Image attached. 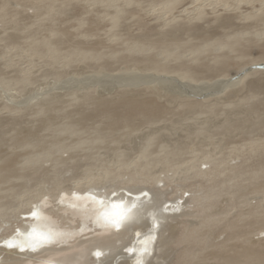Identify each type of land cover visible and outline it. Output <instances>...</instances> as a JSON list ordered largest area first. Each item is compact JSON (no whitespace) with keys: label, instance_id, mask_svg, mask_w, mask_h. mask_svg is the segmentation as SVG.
Wrapping results in <instances>:
<instances>
[{"label":"bare ground","instance_id":"obj_1","mask_svg":"<svg viewBox=\"0 0 264 264\" xmlns=\"http://www.w3.org/2000/svg\"><path fill=\"white\" fill-rule=\"evenodd\" d=\"M57 1L31 0L33 7L42 13L34 28H25L23 48L15 40L19 36H9L12 42L0 54L1 58L11 60L17 55L27 65L18 68L10 80L1 79L0 85L6 90L23 92L34 82L32 72L39 64L47 66L49 72L53 70L55 80H64L65 70L73 64L105 68L109 60L123 62L128 57L159 64L154 56L162 54L161 71L166 75L173 73L168 74L171 77L183 78L186 74L169 72L164 63L174 62V69L179 72L189 64H197L194 74L205 70L216 72L217 69L208 67L204 61L207 57L214 55V63L222 64L228 58L246 57L261 40L264 45V0H189V7L182 6L184 0H147L150 6L145 14L157 22L158 37L154 39L143 34L129 42L121 40L119 30L125 26V21L136 16L139 17L135 20L140 21L142 17L137 14L143 8L139 0H66L59 7ZM74 1L87 3L103 19L107 18L103 29L109 43L106 52L84 47L90 36L88 28L79 31L85 25L84 18L78 19L76 24L82 41L70 44L68 49L62 48L64 35L54 26H50L43 37L36 35L43 21L52 22L55 15L63 14ZM7 5V0L0 4V25L12 24L17 29L16 11L10 13ZM241 6H246L247 14L239 11ZM209 13L214 15L215 31L225 32L236 20L239 25L247 20V24H242L244 26L239 30L233 25L234 29L230 31L234 32H222V35L213 32L214 35L206 36V32L198 27L202 29L204 24L208 27ZM222 13L226 16L221 17ZM179 30L189 34V39L194 32L192 39H199V42L187 45L189 40L184 41L186 35L183 38ZM117 44L121 45L118 49L115 48ZM263 45L259 47L262 55L252 58L251 62H264ZM150 51L155 55H147ZM10 54L14 56L10 58ZM248 76L250 72L239 78L244 81ZM227 83L231 86L236 80ZM248 83L252 88H262L264 77ZM89 90L82 93L71 90L66 94L69 107L79 104V95L84 101L94 102L95 115L105 122L104 127H95L93 135L87 138L79 136V132L84 133L86 129L77 126L73 120L63 124L52 121L55 116L53 105L60 100L53 95H42L27 105L23 100L3 105L11 121H19L26 116L25 111L31 110L29 119L45 124L42 127L48 136L42 138L32 130L25 138L19 133L14 134L13 139L17 136L12 146L19 149L16 155L0 156V230L10 218L16 217L19 222L11 232L0 237V253H8L10 257L7 258L12 261L7 264H161L173 243L180 245L181 253L172 264H195L196 260H204L206 248L212 250L208 255L220 264H264V250L254 247L253 242L252 245L246 243L250 233L258 240L264 239V136L249 138L248 142L233 147L226 156L220 155L228 133L238 130L241 135H250L263 126L264 115L258 109L264 107V99L256 98L253 92L235 104H224L222 110L239 108V112L235 123L225 121L218 126L220 131L216 132L220 137L217 142L207 131L209 127L200 126L194 133L186 135L188 147L177 142L169 149L164 142L157 141L155 134H148L133 153L115 146L105 151L108 156H103L99 153L100 145L108 140L107 144L117 142L115 133L119 127H129L136 115L149 123L150 118L162 114L164 106L138 94L124 96L123 91L111 99L95 98ZM183 99L186 101L181 103L191 109L200 108V113L212 112L217 104ZM210 104L212 106L205 107ZM17 129V126H11L10 131ZM195 139H202L207 146L212 145V149L198 148ZM185 154L187 156L183 157ZM257 154L260 159L252 166L250 162L255 161ZM238 158L241 161L236 165L228 162ZM202 164L207 166L202 168ZM75 166L79 169L74 170ZM186 180L192 181L191 184L182 186ZM172 184L176 187L168 193L171 198H165L164 193ZM113 203H121V210L127 213V219L119 228L97 222L103 212L112 210ZM33 211L37 213L36 217L31 215ZM63 214L68 222L76 220L75 224L61 222L60 215ZM183 217H190V225L175 233L168 223ZM244 226L250 229L243 230ZM215 233L218 236L224 234V238L215 243L212 241ZM37 234H52L53 239L41 241ZM124 239L126 242L122 241ZM234 240L246 244L228 248V242ZM8 242L13 246L9 247ZM160 246L165 248L164 254L159 250ZM2 262L0 264H6Z\"/></svg>","mask_w":264,"mask_h":264},{"label":"rangeland","instance_id":"obj_2","mask_svg":"<svg viewBox=\"0 0 264 264\" xmlns=\"http://www.w3.org/2000/svg\"><path fill=\"white\" fill-rule=\"evenodd\" d=\"M2 1L4 0H0V4ZM63 2L65 3L66 0H58L56 2V6L59 7ZM139 2L142 3L143 12L139 11L137 15H140V17L142 18H140V21L139 19L135 20L139 17L136 16L131 20L125 21V24L123 23V25L125 26H122L123 28L121 27L119 30V34H121L120 37H122V41L126 40L129 42L136 38H140L143 34L152 36L154 39L158 37L157 22L151 20L152 16H146L145 14V10H148L150 6L147 5L148 1L139 0ZM188 2L189 0H184L182 2V6L189 7ZM7 4V9L10 13H12L13 10L16 11L18 25L17 29H15L12 24L0 25V54L3 51L7 50L8 45L11 44L12 38L8 39L10 35L13 36L14 34H16L17 36H19V38H16L15 40L18 42L19 46L23 48V46L25 45V38L23 37L25 35V28L27 29L28 27L29 30L34 28V25L36 24V22H38L42 13L41 11L39 12L33 7V5L31 4V0H7ZM88 10L89 12H86ZM239 11L247 14L246 6H241ZM210 14L211 13H209L206 19L208 21L211 20L208 23V27L206 26L207 24H204L203 27H201L202 29L198 27L199 30H203L204 33L206 32V36H209L210 34L214 35L213 32L221 35L225 32H234V30L230 31L233 25L236 26L235 30H239L242 28L241 26L247 24V20L244 23L243 21H241L244 25H239L238 20L235 21L236 23L238 22V25L233 21L234 24L231 25V28H226L225 32L224 30L218 28L220 29V31L222 30V32H224L222 33L214 30L216 29V22L213 23L214 15L211 14L213 16H210ZM222 16H226V14L222 13L221 17ZM80 18H84L86 20L85 25L79 31L84 32L85 29L88 28L89 31L86 30V33L87 31L90 33V36L88 37L86 42H84V47H92L96 51L106 52L109 46V43L106 40L107 34H104V27L107 24V18L103 19L102 16L95 12L92 7L88 6L85 2L74 1L68 5L67 9L64 11L63 14L55 15V19L52 20V22L43 21L39 31H37V33H40H36V35L43 37L47 34V30L50 28V26H54L64 35V42L62 44V48L68 49L69 46L75 44L76 42L78 43L79 41H82V38L80 37L81 34L76 29L77 20ZM210 27L212 28V31ZM232 29H234V27ZM192 34L193 35H191L189 39L187 38L189 34L182 32V30H179V35H186V38L183 36V38H185L184 41L186 39L189 40L187 45H191L192 43L197 44V42H199V39H192V37L194 36V32H192ZM260 45H263V40L254 45L252 47V51H250V53L248 51L246 57L242 59L234 58V60L228 58L225 63L222 64L214 63V61L212 60V57L214 55L207 57L204 61L207 62V64L209 65L208 67L212 68L213 70L217 69L216 72L205 70V72H198V74H194V68L198 67L197 64H189L190 66H188L187 68H183V70H180L179 72L178 69H174L176 67L174 62L164 63L165 69L169 72L177 71V74H182V76H184L183 74H186L183 78H178L175 76L171 77V75L168 74L173 73H167L166 75L163 71H161L163 69V67H161V64H163V55H155L153 51H150V53H148L147 55H155L154 57L157 61H159V64L146 61L139 62L136 61L137 57H128L127 59H124L123 62H120L118 60H109L105 68H99L98 65L87 67L83 64H73V66L65 70L66 78L64 80H55L53 76V70L49 72L47 70V66H42L39 64V67L34 68L32 72L33 74L31 77L34 82L32 81L33 83H31L28 87L24 88L23 92L20 93V91L17 89L12 91L6 90L3 85H0V156L2 158L8 154L10 155L11 153L14 154L11 156L16 155L19 149H15L12 146L13 140H16L17 136L16 135L15 139H13L11 136H14V134L19 133L20 135H22V138H25L27 132L32 130L34 134H39L40 137L45 139L48 138V136L45 135V132L43 131L42 127L45 124L41 123L40 121H33L32 119H29L28 116H30L31 112V110L29 109H27L29 111L24 112V115L27 116H24V119L21 118L19 121L9 120V114L6 110L3 109V105L6 103L12 105L14 103L16 104L17 100H23V103L27 105L31 102L34 103L39 98L43 97L42 95L45 96L46 94H50V96L53 95L57 98H60L59 102L53 105V108L55 109L53 115L55 116L52 121L54 123L63 124L68 122L69 120H73L77 124V126L84 130L86 129L84 133L79 132V136L86 138L93 135L92 131L95 127H104L105 122L103 118L100 119L98 116L95 115L97 111L93 110V106L95 105L94 102L84 101L81 99L80 95H77L79 104L76 107L74 105H72L71 107L68 106L69 97L66 96V94L71 90L78 91V93H82L83 91L88 92V90L90 89L89 91L93 92L95 98L106 97L107 99H111L112 97L116 96L119 92L123 91L124 93H122L124 94V96L125 94H138L141 95L143 98L150 97L151 99L155 100L156 104H158L159 106H164L162 114L157 117L150 118L149 123H146L145 118L143 119L141 115H136L132 119V123L130 124V126L132 125L131 127H119V129L117 130L118 132L115 133L117 136V142L115 141L114 144H107L108 141L110 142V140H108L107 142L102 143V145H100L101 149L99 150V153H101L103 156H108L106 155L105 151H107L108 148H114L115 146L120 147L121 149L126 151L129 150L131 153H133L135 147H138L143 142V140H145V137L148 134H155L157 141L162 143L164 142V144L169 149L174 148L177 145V142L182 146L188 147L189 143L187 142L186 135L194 133V131L200 126L209 127L207 131L211 135H213L214 141L217 142L218 138L220 137V134L216 132L220 131V129H217L218 126L223 124L225 121L231 122L230 124L235 123L234 119L236 118V116H238L239 112V108H227L225 110H222L224 104H226L227 102H232L233 104H235L238 100L253 92L256 98L264 99V87L252 88L250 87V85H248L249 81H253L254 79L259 77H264V62H251L252 58L257 57L258 55H262L259 53ZM120 47L121 45L119 44L115 45L116 49ZM10 55V58L14 56L13 54ZM9 64L15 66H8ZM26 65L27 64L24 63V61H21L19 56L17 55H15L11 60H8V58H1L0 55V81L1 79L10 80L11 78H13V76L15 77L16 70L18 68H23ZM256 70H259L257 71L258 73L251 75L253 71ZM100 71L101 73H99ZM249 72L250 76L245 78L244 81L239 78L242 77L243 73L246 74ZM235 80L236 83L231 86L229 85V83H227V81L233 82ZM186 97L189 98L191 101L203 100V103L217 102V104L214 105L215 107L212 112L200 113V108L191 109L185 104L181 103L182 100H185L183 98ZM208 106H212V104L205 105V107ZM258 111H260L264 115V107H260ZM239 115L243 116L242 113H239ZM81 118L82 120L80 121ZM11 126H17L18 129L14 132H11ZM258 129H256V131L254 130V133L250 135H241L238 130L228 133L226 138L223 140L224 147H222L221 150V153H223V155L220 153L221 157L229 154L228 151L230 152L233 147L239 146L243 142H248L249 138L253 139L254 137H263L264 124L263 126H259ZM194 142L196 143V146H198V148L201 146L203 149L211 150L213 147L212 145L207 146L206 142L202 139H195ZM186 156L187 154L183 155V157ZM257 156L258 154L254 157V160L256 162L248 161V163L250 162V164L253 163L255 165L258 159H260V156ZM240 161L241 158H238L236 160H228L230 165H236V162ZM204 165L205 164H202L201 167L205 168L207 166ZM77 169H79V167L75 166L74 170ZM190 180H186L184 183H182V186L191 184L192 181ZM172 187H176V184H172L165 191V198H171L170 194L168 193L171 192V190L173 189ZM60 216L61 222H67L68 225H73V222L74 224L76 222V220H69L68 222L66 214ZM15 218L16 217L10 218L8 219L9 221L3 223V226L0 230V237L7 235V233L11 232L17 225H19V222ZM168 224H171L173 226V230L175 233H180L183 231L184 227H188L190 225V217L177 218L172 220V222ZM248 229L250 228L247 226H244L243 228V230ZM253 231L254 230H252V232ZM165 233L167 235L168 231H166ZM214 236L213 239L215 240L212 239V241H214L215 243L219 242L224 238V234H220L218 236V234L215 233ZM256 238V236L250 233L248 241H246L247 245H252L253 242L254 247H258L261 250H264V239L258 240ZM122 241L126 242L125 239ZM243 243L246 244L241 240L230 241L228 242V248H239V246H242ZM159 250H161L163 254L165 253V248L163 246H160ZM180 250V245H178L177 243H173L172 250L168 251L169 255L166 257V260L163 261L161 264H172L174 260L176 261V259L179 258V255L181 253ZM205 250L204 254H207L205 259L200 261L196 260L195 264H220L218 263V261H214L211 255H208L209 252L212 251L210 248H206ZM8 256L10 257L8 253L1 252L0 261L3 260L2 263L6 264L12 262L10 258H7Z\"/></svg>","mask_w":264,"mask_h":264},{"label":"snow or ice","instance_id":"obj_3","mask_svg":"<svg viewBox=\"0 0 264 264\" xmlns=\"http://www.w3.org/2000/svg\"><path fill=\"white\" fill-rule=\"evenodd\" d=\"M144 194L146 195V193ZM93 199L95 198L93 197ZM101 203H103V201H101ZM111 207L112 210L103 212L97 218V222H102L104 224L112 225L116 228H119L121 224L127 219V213L121 210L123 208V205L121 203H113ZM31 215L33 217H36L37 213L33 211ZM37 237L39 240L45 242L51 241L53 239L52 234H37ZM8 246L12 247L13 245L11 242H8ZM129 251L131 252L132 249H129ZM144 251H147V249L145 248ZM96 255L99 256L100 253L97 252Z\"/></svg>","mask_w":264,"mask_h":264}]
</instances>
